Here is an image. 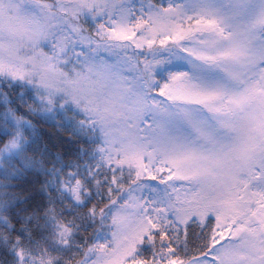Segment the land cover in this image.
Wrapping results in <instances>:
<instances>
[{"label": "snow or ice", "instance_id": "1", "mask_svg": "<svg viewBox=\"0 0 264 264\" xmlns=\"http://www.w3.org/2000/svg\"><path fill=\"white\" fill-rule=\"evenodd\" d=\"M0 264H264V0H0Z\"/></svg>", "mask_w": 264, "mask_h": 264}]
</instances>
